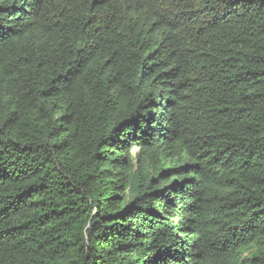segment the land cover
Masks as SVG:
<instances>
[{"label":"trees","instance_id":"obj_1","mask_svg":"<svg viewBox=\"0 0 264 264\" xmlns=\"http://www.w3.org/2000/svg\"><path fill=\"white\" fill-rule=\"evenodd\" d=\"M0 264H264V0H0Z\"/></svg>","mask_w":264,"mask_h":264}]
</instances>
